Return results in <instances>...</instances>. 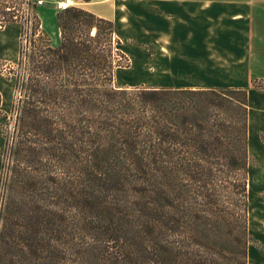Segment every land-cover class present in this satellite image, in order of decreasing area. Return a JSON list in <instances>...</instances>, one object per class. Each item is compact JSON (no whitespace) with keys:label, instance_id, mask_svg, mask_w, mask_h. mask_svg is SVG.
<instances>
[{"label":"trees","instance_id":"1","mask_svg":"<svg viewBox=\"0 0 264 264\" xmlns=\"http://www.w3.org/2000/svg\"><path fill=\"white\" fill-rule=\"evenodd\" d=\"M58 18L60 46L34 53L21 84L0 264H248L247 90L116 88L128 60L114 23L76 7ZM216 179L238 236L208 216H228Z\"/></svg>","mask_w":264,"mask_h":264},{"label":"crops","instance_id":"2","mask_svg":"<svg viewBox=\"0 0 264 264\" xmlns=\"http://www.w3.org/2000/svg\"><path fill=\"white\" fill-rule=\"evenodd\" d=\"M73 1L100 6L92 13L126 27L127 41L136 29L159 76L154 88L240 89L251 76L264 78V0ZM254 237L248 264H264V231Z\"/></svg>","mask_w":264,"mask_h":264},{"label":"rangeland","instance_id":"3","mask_svg":"<svg viewBox=\"0 0 264 264\" xmlns=\"http://www.w3.org/2000/svg\"><path fill=\"white\" fill-rule=\"evenodd\" d=\"M72 7L97 13L100 6L80 1L74 2ZM60 14L61 12L51 5L37 7L35 0H0V210L5 195L2 186L3 174L6 172L4 163L9 162L6 150L11 143L15 112L20 99L24 96L21 84L32 74L30 58L34 53L39 54L50 46L53 48L60 46L58 18ZM116 30V38H119L121 43L119 46L115 43L114 47H118L128 61L126 67L115 70L113 86L136 88L158 85L155 79L157 80L159 76L154 78L150 71L151 66L147 65L149 62L151 64L150 56L138 48L136 29L130 34L129 41L126 40V27L119 25L116 26ZM257 69L260 70L259 73L264 74V67ZM242 88L246 89L249 95V122L253 138L251 148L249 139L251 166L248 176L246 223L251 244H255L254 236L264 231V78L251 76ZM214 184L218 185L211 200L217 202L215 205L217 210L221 208L228 210V216L217 215L216 219L212 210L208 212V216L217 221L216 230L219 234L222 230V235L230 232L233 236H238L241 228L238 225L234 198L225 191L221 179H216Z\"/></svg>","mask_w":264,"mask_h":264},{"label":"built area","instance_id":"4","mask_svg":"<svg viewBox=\"0 0 264 264\" xmlns=\"http://www.w3.org/2000/svg\"><path fill=\"white\" fill-rule=\"evenodd\" d=\"M29 1V0H27ZM35 5L37 7H42L45 5H51L54 9H56L59 12H64L68 10L70 7V1L69 0H35ZM74 5V4H73Z\"/></svg>","mask_w":264,"mask_h":264},{"label":"bare ground","instance_id":"5","mask_svg":"<svg viewBox=\"0 0 264 264\" xmlns=\"http://www.w3.org/2000/svg\"><path fill=\"white\" fill-rule=\"evenodd\" d=\"M70 1V7L73 6L74 1L73 0H69ZM253 145V138H252V131H251V124H250V148Z\"/></svg>","mask_w":264,"mask_h":264}]
</instances>
